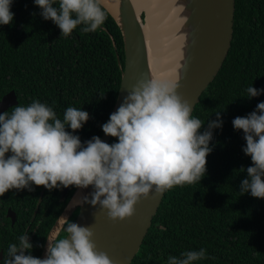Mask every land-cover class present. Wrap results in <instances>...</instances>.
<instances>
[{
  "label": "trees",
  "instance_id": "16d2710c",
  "mask_svg": "<svg viewBox=\"0 0 264 264\" xmlns=\"http://www.w3.org/2000/svg\"><path fill=\"white\" fill-rule=\"evenodd\" d=\"M234 1L229 52L192 113L205 122L201 133L209 119H217L216 112L223 122L222 128L213 130L206 175L200 183L164 193L131 264H167L170 255L200 248L211 259L197 264H264V199L239 194L247 178L246 171L240 170L252 166V161L242 150L246 147L243 131H236L232 123L264 102V93L245 98L250 85L264 90V0ZM10 10L12 23L0 25V100L14 91L17 103L5 112L36 99L53 107L60 118L67 107H76L90 118L74 134L82 144L94 136L101 139L124 65L123 40L114 18L104 8L107 19L101 29L85 34L78 27L65 38L53 22L42 18L34 0H13ZM115 142L111 137L109 144ZM31 187V191L12 189L0 197V264L8 245L22 234L29 235L31 255L40 258L49 232L77 189L70 187L62 199L63 187L51 191ZM8 209L16 214L13 226L6 217ZM65 235L62 231L59 237Z\"/></svg>",
  "mask_w": 264,
  "mask_h": 264
},
{
  "label": "clouds",
  "instance_id": "9594fccd",
  "mask_svg": "<svg viewBox=\"0 0 264 264\" xmlns=\"http://www.w3.org/2000/svg\"><path fill=\"white\" fill-rule=\"evenodd\" d=\"M13 0H0V25H10ZM45 21L53 22L61 37H69L78 27L82 33H95L107 19L102 0H34ZM179 83L171 80L141 79L124 97L119 108L102 125L106 136L117 142L108 144L98 136L82 144L78 132L90 116L69 106L63 117L38 99L17 105L0 114V197L8 191L32 190V185L51 191L76 187L94 191L85 202L99 207L112 223L123 222L135 214L141 198H160L176 186L200 183L206 175L207 156L213 130L222 128L220 112L208 128L193 117L192 106L178 94ZM245 98L258 97L264 90L252 85ZM105 94H101L103 99ZM243 131L252 166L241 169L240 195L264 199V102L246 117L232 121ZM71 129V132L68 129ZM62 238L48 241L43 259L31 255L29 235L10 243L3 264H113L107 253L98 251L92 226L84 227L59 217ZM211 259L207 250H186L170 255L167 264H197Z\"/></svg>",
  "mask_w": 264,
  "mask_h": 264
},
{
  "label": "water",
  "instance_id": "95a60500",
  "mask_svg": "<svg viewBox=\"0 0 264 264\" xmlns=\"http://www.w3.org/2000/svg\"><path fill=\"white\" fill-rule=\"evenodd\" d=\"M234 4V0H188V6H186L187 20L190 21L192 29L188 32L190 36L189 45L185 50L175 81L179 83L178 94L192 106L193 111L202 93L219 72L229 52L233 35ZM102 7L119 26L124 47V65L113 113L119 108L124 97L137 81L150 79L153 75L149 67L141 12L138 15L135 13L131 0H118V15L116 18L103 4ZM16 103V95L14 91H10L0 100V114L16 105ZM110 139L111 137L102 133V141L109 144ZM69 190L70 187L63 188L61 192L62 199L67 197ZM85 190L87 191L85 197L90 200L94 189L89 186ZM77 191L78 188L73 193L66 208ZM42 195L43 190L31 222L36 216ZM163 196L164 194L155 200L152 199L151 194L147 199L141 198L135 206L133 217L123 222L112 223L107 219L105 212H102L99 207H92L90 203L85 202V198L79 206L69 212L66 218L69 220L72 213L78 209L74 223L84 227L92 226L97 250L107 253L113 264H131L151 227ZM66 208L59 217H62ZM6 217L11 220L13 226L16 222V214L8 209ZM58 221L59 219L56 220L47 238L59 237L61 234L62 230L61 226H58ZM47 244L46 239L40 256L41 259L45 257ZM1 260L2 251H0Z\"/></svg>",
  "mask_w": 264,
  "mask_h": 264
},
{
  "label": "bare ground",
  "instance_id": "6f19581e",
  "mask_svg": "<svg viewBox=\"0 0 264 264\" xmlns=\"http://www.w3.org/2000/svg\"><path fill=\"white\" fill-rule=\"evenodd\" d=\"M135 13H145L143 33L145 35L150 72L157 80L175 81L190 40L188 0H131ZM107 10L117 17L118 0H102ZM167 46L164 48V46ZM87 191L78 189L62 217L79 206ZM59 226V221H58Z\"/></svg>",
  "mask_w": 264,
  "mask_h": 264
},
{
  "label": "rangeland",
  "instance_id": "374dc122",
  "mask_svg": "<svg viewBox=\"0 0 264 264\" xmlns=\"http://www.w3.org/2000/svg\"><path fill=\"white\" fill-rule=\"evenodd\" d=\"M141 14H142V18H141V20H142L143 23H144L145 13H144V12H141ZM165 47H167V46L165 45L164 48H165ZM13 212H14V211H13ZM76 212H77V214H78V211H74V212L72 213V215H71L69 221H71V222H74V221H75V219H76V217H77ZM14 213H15V212H14ZM75 215H76V217H75ZM74 217H75V219H74ZM73 219H74V221H73ZM60 238H62V237H60Z\"/></svg>",
  "mask_w": 264,
  "mask_h": 264
}]
</instances>
